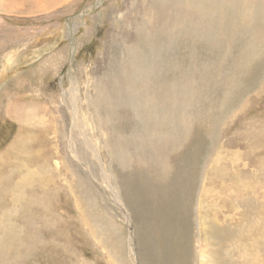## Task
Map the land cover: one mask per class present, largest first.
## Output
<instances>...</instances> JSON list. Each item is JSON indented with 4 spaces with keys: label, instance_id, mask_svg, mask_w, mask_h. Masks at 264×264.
I'll use <instances>...</instances> for the list:
<instances>
[{
    "label": "rangeland",
    "instance_id": "obj_1",
    "mask_svg": "<svg viewBox=\"0 0 264 264\" xmlns=\"http://www.w3.org/2000/svg\"><path fill=\"white\" fill-rule=\"evenodd\" d=\"M144 5L0 0V264H264V41L244 42L241 70L234 41L212 75L195 66L176 128L172 117L160 120L169 103L150 106L156 142L126 96L108 135L93 80L116 65L115 43L131 38ZM257 27L251 21L243 32ZM137 141L148 143V161L137 158ZM154 161L164 162L156 178Z\"/></svg>",
    "mask_w": 264,
    "mask_h": 264
},
{
    "label": "bare ground",
    "instance_id": "obj_2",
    "mask_svg": "<svg viewBox=\"0 0 264 264\" xmlns=\"http://www.w3.org/2000/svg\"><path fill=\"white\" fill-rule=\"evenodd\" d=\"M146 3H147V5L146 6L144 5L145 6L144 10L143 11L141 10V12H140L141 13L140 14V21H135L134 26H131V27H133L131 38L129 40L121 38L120 39L121 41H119V42H116L118 40H115L112 42V44H114V42H116L115 44L117 45V47L120 48V51L118 50L119 51V58L117 60H115L116 61L115 66H113L111 64L110 67H108V70H105L104 73L99 74V76H97V78L93 80L94 93H92V95H91V100L93 101L92 105H94L96 103L97 106H99V108H101V109L103 108L102 110L104 111L103 112L104 117L98 120L99 126L102 127L104 125L107 133L109 130L114 128V130H112L114 133L115 129L117 130V128L115 127L116 124L113 121L116 118V110L119 111V107L124 106V105H120L117 107L116 104L118 103V100L120 101V98H123L124 96H126L127 105L129 102V105L131 106L130 109L134 112V114L136 116V120H139V117L142 118V120H143V124H144V126H142L143 132L146 135V140L148 141V143L150 145V144L156 142L155 140L158 139V136L154 135L156 131L154 130L153 127L150 126L152 123L150 124V122H149V124H148V121L151 117L150 106L153 107L154 106L153 104L155 102L157 103V101H159V100H162V103L163 102H166L167 104L169 103L171 105V107H169L168 111H169V113H171V111H172L173 115L172 114L170 115L169 113H168L169 115H167L168 111H166L165 108H163L162 110H159V111H162L161 115H160V117H161L160 120L163 121L165 123V125H168L167 120L172 117V121L174 124V125H172V127L177 125L176 122L180 119V117L178 118V116L176 115V112L179 109H181L182 103L184 101H189V99H186V96H188L189 93H191L190 92L191 89H188L189 93L186 92L187 89L185 91H184V89L187 86L191 87L192 84L190 82L194 81L193 78H195L197 75L196 74L197 70L195 69V66L199 67V70H201V71L208 69V71H211L210 73L212 75L213 72L221 69L223 64H226L227 60L229 59L227 57V55H228L227 51H228V49H230L228 42L232 43V41H234V45L238 49L240 48L238 50V52H236V54H238L237 55V61L235 60L236 65L239 68L245 67L244 65L247 63V57L241 53L243 51V48L241 46L243 44L245 45L244 42H246V43L248 42V43H252L253 45H256V44L260 43L261 41H264V0H146ZM237 7H242L243 9L239 10V9H237ZM235 11L238 13H236ZM250 16L253 17V20H252V18H250ZM251 21L256 22L258 27L251 34H246L243 32V30L245 28V24L250 23ZM231 22H236V24H235L236 27L234 29V32H232L233 30L231 31ZM252 25H254V24H252ZM246 32H248V31H246ZM227 36H229L228 39H227ZM125 38H126V36H125ZM229 39H230V41H229ZM115 44H114V46H115ZM232 45H233V43H232ZM246 46H249V45H246ZM161 49H163L162 52H161ZM75 51H76V49L72 50L73 54L75 53ZM184 51L187 53L186 54V57H187L186 61H183V59H182ZM110 53L108 54V57H109ZM103 54H104V52H103ZM163 54L168 56L167 61L157 60L156 63L154 64V61L151 59V55L161 57V56H163ZM211 55H214L217 59L219 56L220 59L215 61V62L212 60H209V63H207L208 61L205 63V62H202L199 59H197L198 57H201V56H206V57L208 56L209 57ZM175 58L177 60H179V63H177L175 61ZM12 59L13 58H11V57L8 58V60H11V63H13ZM2 61H3V59H2ZM196 62H198V65ZM158 63L160 64L159 67H157ZM155 68H156V70H155ZM157 69L159 70L158 73H157ZM246 69H247V67H246ZM240 70H241V68H240ZM240 70H239V72H240ZM205 71H207V70H205ZM172 75H174L173 78L169 79ZM151 76L153 77L154 81H151ZM234 79H235V77H234ZM116 80H120V82L122 84L118 88L116 86H114V83ZM230 80L231 79L226 80V81H230ZM224 81H225V79H224ZM186 82H187V84H186ZM233 82H235V81L233 80L232 83ZM231 86H232V84H231ZM127 87L131 88V89H129L130 94H129ZM163 104H165V103H163ZM159 107H157V108H159ZM94 108H96V107H94ZM128 113H130V112H128ZM152 117H154V116H152ZM157 127L158 126H156V128ZM176 127L177 126H175V128ZM109 134L110 133H108V135ZM171 141L175 142L174 139ZM148 143H145V144H148ZM137 144L139 147H141L140 151L137 150L138 151L137 152L135 150L137 152V154L135 153L138 156L137 158L142 159V160H147L148 158L145 159L147 156L144 157L143 153H142V151L145 148L144 147L145 144L142 141H137ZM173 145H174V143H173ZM119 146L117 144L115 146L116 148L113 147L112 150L115 152H116V150H118V151L121 150ZM156 146L157 145H155V147ZM148 148H149V146H148ZM154 149H156V148H154ZM158 150H159V148H158ZM121 155H125V154L121 153ZM121 155L117 152V154L115 156V160L122 161V163H124L125 157L123 158ZM146 155H148V154H146ZM163 163L162 162L160 163V161H159V164L155 161L151 164L146 163L148 165L149 172L152 175V177L154 176L156 178L157 176H162L164 174V164ZM143 171L146 172V170H143ZM165 172H166V170H165ZM179 173H180V171H179ZM188 173H190V171H188ZM175 174H176V171H175ZM185 174L186 173H184V175ZM174 176L177 177L176 175H174ZM174 176H172V177H174ZM169 180H170V178H169ZM171 180H173V179H171ZM183 183L184 182H182V184ZM186 185H187V183H186ZM189 186L191 187V185H189ZM157 187H158V185H157ZM157 187H154V188L157 189ZM173 188L174 187H172V189ZM184 189H186V188H184ZM190 189L191 188H189V190ZM162 192H160V193H162ZM183 195L185 196L184 193H183ZM170 197H172V196H170ZM188 200H189V198H188ZM181 202H182V200H181ZM182 203H185V202H182ZM170 204H172V202ZM188 204H189V202H188ZM154 206H156V204ZM167 207L170 208V206H167ZM183 212H185V211H183ZM174 214H175V212H174ZM179 214H180V212L178 213V215ZM185 214H187V213L185 212ZM167 226H168V224H167ZM182 231L184 232V230H182ZM177 232L180 233V231H177ZM174 235H175V233H174ZM178 237L181 238L180 235ZM165 238H166V236H165ZM175 238H177V237L175 236ZM185 239L183 238L184 241H185ZM166 240H167V238H166ZM177 241H178V238H177ZM180 243H181V241H180ZM183 245H184V243H183ZM177 246L179 247V244ZM158 247H159V244H158ZM157 251H159V250H157ZM160 252H163V251H160ZM154 256L156 259V255H154ZM186 256H188V255H186ZM160 259H162V258L160 257ZM188 260L189 259L187 258V261ZM162 261H163V259H162ZM173 261H175V260H173ZM185 261H186V259H185ZM165 263H167V262H165Z\"/></svg>",
    "mask_w": 264,
    "mask_h": 264
}]
</instances>
